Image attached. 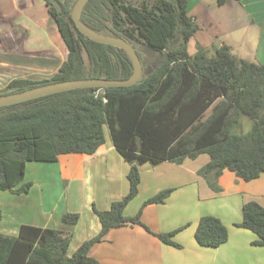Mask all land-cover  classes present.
I'll return each mask as SVG.
<instances>
[{
	"label": "trees",
	"instance_id": "obj_1",
	"mask_svg": "<svg viewBox=\"0 0 264 264\" xmlns=\"http://www.w3.org/2000/svg\"><path fill=\"white\" fill-rule=\"evenodd\" d=\"M67 49V57L50 78H13L0 95L74 79H126L132 62L115 46L93 41L80 32L71 12L75 0H43ZM227 0H216L222 5ZM81 20L96 31L141 43L156 55V63L131 86L87 87L48 94L0 106V190L28 192L22 182L27 162H55L65 154H94L105 143L107 128L112 145L130 167L128 191L109 209L92 207L99 223L97 235L68 255L71 233L21 224L16 235L0 232V264H101L89 255L109 229L126 223L141 224L140 208L126 215L137 195L138 166L163 161L181 162L207 154L198 170L208 186L218 191L217 179L227 169L243 181L264 173V63L238 57L226 43L208 49L187 44L198 25L188 13V0H88ZM251 120L244 131L242 118ZM21 183V185H19ZM171 188L146 198L141 207L163 203ZM0 210V218H1ZM77 213H64L62 222L75 224ZM235 226L257 235L253 244L264 247V206L256 200L242 205ZM182 228L155 235L175 247L173 236ZM195 240L218 247L228 238L219 217L202 215Z\"/></svg>",
	"mask_w": 264,
	"mask_h": 264
},
{
	"label": "crops",
	"instance_id": "obj_2",
	"mask_svg": "<svg viewBox=\"0 0 264 264\" xmlns=\"http://www.w3.org/2000/svg\"><path fill=\"white\" fill-rule=\"evenodd\" d=\"M194 1L196 3L195 7L190 8L188 0V13L194 17L198 25L197 30L187 44L190 54L197 50L198 45L212 52L215 47L222 43L229 45L233 53L234 41L227 36L248 26L250 29L253 26L252 30L256 31L255 47L257 49L262 48L264 51V0H227L222 5H218L216 0ZM10 2L12 3L11 8L18 11L20 15L23 12L27 19L29 17H44L43 36L45 39L47 35L51 37L49 43L47 39H44L40 43L37 42L35 46L31 44L29 50L25 49V46L28 45L24 44L22 53L60 52L61 59L57 66L58 70L67 57V49H65V46L62 47L60 37L58 36V40L56 36L58 31L47 12L45 2L43 0H4L6 5ZM1 10L3 9L1 8ZM6 11L9 12V9L7 8ZM15 24L18 26L19 32L27 37L28 31L20 29L21 24ZM12 34L15 39L20 33L12 32ZM10 40L6 39V42L9 43ZM15 44V46L18 45L17 39H15ZM254 62L264 63L261 61ZM62 156V165L65 169L63 176L66 178L67 186H70L72 182L84 180L85 172L93 179L97 178L96 182H98L99 178L102 179L107 171L111 170V161L109 160L111 157L114 159L113 162L119 164L122 169L120 171L119 167L109 174L110 182H117L118 190H114L113 184L109 182L106 186L98 188L94 192H63L64 209L59 214L60 220L57 222L55 229H59L64 233H71L68 248V255L70 256L83 241L97 235L100 231L101 226L92 207L95 206L98 210H107L111 202L126 194L128 181H125L124 177H126L130 166L127 164L122 166V163L126 161L118 154L113 145L108 146L106 143L101 145L92 155L65 154L59 156L57 161ZM208 160L209 156L203 153L194 159L186 157L179 163L163 161L156 165L149 162L142 164L140 166L141 183H139L138 193L127 204L124 212L126 215H134L142 208L141 221L150 231L143 225L135 223H126L111 228L100 242L90 247L89 255L101 264H264V247L253 244V241L257 239V235L248 229L235 226L242 219L243 203L256 200L264 206V186L261 185V183H264V173L258 178L246 182L237 177L232 171L225 169L217 179L220 190L215 191L198 174L199 168ZM95 168L97 171H95ZM120 175L122 176L121 179L119 178ZM145 179L147 180L146 187L150 184L149 189L155 188L153 191L140 192L143 188L142 180ZM121 181L123 182L120 184ZM236 183H240L241 187L235 188ZM248 184L254 185L257 192L251 190L245 192ZM31 188L28 192L20 193V195L32 194L30 192ZM166 188H171L172 191L163 203L148 204L141 207L146 198ZM243 193H247V195ZM48 195L49 192H41V196L47 197ZM231 195H234L233 197L239 195L240 200L231 197ZM231 198L233 199L230 201ZM190 201L193 203L192 208L195 210L194 219L192 221L183 219L181 223H175L178 221L176 217H172V213H168L171 207L186 210ZM202 201H209L210 207L215 206V208L212 211H206L208 213L199 211ZM43 206L42 201L40 205L37 201L34 204L35 211H32L31 205L27 207V211L39 212V209H44ZM50 212L51 207L48 213ZM64 213H77L79 215L77 222L75 224L62 222L61 217ZM205 214L219 217L227 227L228 238L218 247L201 246L195 240L194 233L198 220ZM181 216V214L178 215V218ZM41 218L43 217L41 216ZM45 218H47L44 220L45 223L19 221V223L6 226L4 231L1 230L0 232L16 235L21 224L49 227V216L47 215ZM42 220L40 219V222ZM176 228H182L172 238L175 243L180 245L179 247L163 243L155 235V233L168 232Z\"/></svg>",
	"mask_w": 264,
	"mask_h": 264
},
{
	"label": "rangeland",
	"instance_id": "obj_3",
	"mask_svg": "<svg viewBox=\"0 0 264 264\" xmlns=\"http://www.w3.org/2000/svg\"><path fill=\"white\" fill-rule=\"evenodd\" d=\"M76 1V0H75ZM134 4L139 3L141 0H127ZM195 1L189 0L190 8L193 6L195 7ZM2 5V7H1ZM12 3H4V0H0V90H2L6 84L13 78H35L36 80L43 79V78H50L53 74L57 72V66L61 59L60 52H40L38 54H23L22 49L24 48V44L28 45L25 46V49L29 50V46H35L37 42L43 41L45 38L43 36V25L45 26L44 17H29L26 18L21 12V15L18 11H14L11 8ZM9 9V12L6 9ZM1 8L3 10H1ZM18 12V14H16ZM33 18V19H32ZM43 22V23H42ZM53 24L55 22L52 19ZM21 24L20 29H23L27 32V37L24 34L19 32L18 26L16 24ZM16 26V27H15ZM56 26V25H55ZM254 27L250 29L249 26L245 29L238 30L236 32H232L227 37L234 41V50L233 53L246 58L252 61H261L264 62V51L262 48L257 49L255 47L256 43V31L252 30ZM57 29V27H56ZM58 31V30H57ZM12 32H18L15 39L18 40V45L15 46V39ZM10 34V35H9ZM46 35V34H45ZM59 40V33L56 34ZM59 36V37H58ZM51 37H46L47 42L49 43ZM10 40L9 43L6 42ZM45 39V40H46ZM61 39V37H60ZM62 41V39H61ZM57 42V41H56ZM63 44V41H62ZM135 48L141 55V64H142V74L148 73L151 69L155 66V59L157 53L151 50L150 48L142 45L141 43H135ZM15 46V48H14ZM64 44L62 45V47ZM17 48V49H16ZM64 48V47H63ZM66 49V48H65ZM195 49V47H194ZM211 53V50H209ZM243 129L244 131L248 130L251 124V120L244 116L242 118ZM104 135H105V143L108 146H112L111 137L107 128H104ZM62 157L57 162H37L31 161L26 163L25 167V174L22 182L29 181L31 182V190L32 194L30 195H20V194H13L10 193L11 191L8 190H0V208L2 213V217L0 218V231H4L6 226H11L14 223H19V221H32L35 223H45L47 215L49 216V227L55 228L57 222L60 220V213L62 211L63 206L65 204V200L63 198V192H94L98 188H103L110 182V176L113 171H116L120 166L119 164L114 163L113 157L109 158L111 161V170H108L106 175L99 181L96 182L97 178H94L88 173L85 172L84 180L81 182L75 181L74 183L68 187L66 178L63 176L64 170L62 165ZM109 162V161H108ZM114 164V165H113ZM123 164H127L130 166V163L123 162ZM140 166H138L139 173H140ZM96 169V168H95ZM122 171L121 167L119 168ZM118 170V171H119ZM97 171V169L95 170ZM117 175V174H116ZM141 176V173H140ZM201 176V175H200ZM264 176V175H263ZM202 177V176H201ZM120 179L122 176L120 175ZM203 178V177H202ZM264 178V177H263ZM141 179V178H140ZM204 179V178H203ZM123 180V179H122ZM126 180V177H124ZM143 181V188L140 192H151L153 189H149L150 184L146 187V179ZM71 182V181H70ZM123 181L120 182V184ZM77 183V185H75ZM114 186V190H118L119 186L117 182H110ZM141 183V180H140ZM119 184V185H120ZM202 184V183H201ZM240 183H236L235 188H240ZM21 185V183L19 184ZM75 185V187H74ZM264 186V183H261ZM98 186V187H97ZM247 188L245 192L255 191L254 185H246ZM118 188V189H117ZM41 192H49V195L41 196ZM203 192V190H201ZM244 194V193H243ZM244 195H247L244 194ZM234 195H231L233 197ZM243 196V195H241ZM188 197V196H187ZM240 200V196L237 195L236 197ZM231 198L230 201L233 199ZM17 200V201H15ZM15 201V202H14ZM39 201V205L42 201L44 205V209H39V212H29L27 211V207L29 205L32 206V211H35L34 204ZM193 203L190 201L189 205L187 206L186 210L181 208H173L171 207L170 212L172 213V217H176L178 220L175 223H181L183 219H190L192 221L195 216V210L192 205ZM209 201H202L199 206V211L201 210L203 213H208L206 211H212L214 207H210ZM26 208L24 209V207ZM209 206V207H208ZM51 207V212H49V208ZM239 209V208H238ZM41 211V213H40ZM182 215L178 218V215ZM41 216L43 218H41ZM38 218V220H37ZM40 219H43L40 222ZM4 233V232H2Z\"/></svg>",
	"mask_w": 264,
	"mask_h": 264
},
{
	"label": "water",
	"instance_id": "obj_4",
	"mask_svg": "<svg viewBox=\"0 0 264 264\" xmlns=\"http://www.w3.org/2000/svg\"><path fill=\"white\" fill-rule=\"evenodd\" d=\"M87 1L76 0L73 5L71 16L77 29L93 41L123 49L132 62L133 69L130 77L126 79L87 78L47 83L20 92L2 94L0 95V106L24 102L48 94L76 88L131 86L139 82L142 75V64L135 49L123 38L96 31L81 20V13Z\"/></svg>",
	"mask_w": 264,
	"mask_h": 264
}]
</instances>
